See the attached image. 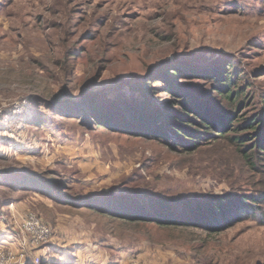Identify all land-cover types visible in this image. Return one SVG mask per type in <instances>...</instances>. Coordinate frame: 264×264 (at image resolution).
Here are the masks:
<instances>
[{
    "label": "rangeland",
    "instance_id": "rangeland-1",
    "mask_svg": "<svg viewBox=\"0 0 264 264\" xmlns=\"http://www.w3.org/2000/svg\"><path fill=\"white\" fill-rule=\"evenodd\" d=\"M183 56L212 71L233 61L245 96L264 108V0H0V247L14 264H264L261 204L233 222L162 226L59 203L144 190L171 207L183 200L205 209L212 197L264 193V166L251 168L230 141L234 133L188 151L110 126L117 104L136 110L131 86ZM194 77L232 112L214 81ZM87 83L104 91L97 106L106 125L57 120L48 101ZM234 105L248 115L246 98ZM24 179L38 190L21 186ZM52 179L64 189L57 201ZM28 211L52 226L42 248L21 230Z\"/></svg>",
    "mask_w": 264,
    "mask_h": 264
},
{
    "label": "trees",
    "instance_id": "trees-1",
    "mask_svg": "<svg viewBox=\"0 0 264 264\" xmlns=\"http://www.w3.org/2000/svg\"><path fill=\"white\" fill-rule=\"evenodd\" d=\"M186 57L165 61L143 84L131 86V92L135 94L133 95L135 101L132 104L136 105V110L123 112L120 111L121 106L117 104L116 110L122 117L117 114L110 126L113 127L115 123L121 124L122 129L113 128L159 142L169 143L172 140L175 142L173 146L188 151L195 150L199 144L205 145L226 139L229 133H234L230 141L237 144L238 152L251 168L259 170L260 165L264 166V108L256 109L252 100L245 96V91L239 85L242 73L235 69L233 61L215 66L212 71L208 64L202 65L199 60L193 61V65L186 63L184 61ZM196 62L200 64L197 66L203 69H198ZM68 67L69 65L66 66V70ZM194 76L214 81L213 92H217L225 101L233 105V107L229 105L232 112L224 111L227 108L226 104L220 108L214 105L213 100H209L211 92L199 88L196 83L190 81L197 78ZM156 83L161 85L153 87ZM69 92L64 91L56 95L51 99L52 103L48 101V107L56 109L54 113L57 120H67L77 115L80 121L99 126L106 125L98 116L100 107L97 106V98L104 92L103 89L93 88L87 83L80 87L79 93L72 95ZM162 93L168 96L164 101L159 99ZM157 98L159 102L155 101ZM242 98H246L249 104L248 115H240L236 110L237 106L234 105ZM100 116L104 118L103 113ZM241 119H244L243 125L231 127L233 121ZM24 180L25 183L20 184L21 186L38 190L35 186L31 187L26 183L30 180ZM51 186L56 191L52 195L53 199L57 201V192L64 189L59 187L60 182L56 179H52ZM144 192L137 190L128 195L109 193L99 195L92 201L72 198L58 202L82 215H86L88 209H96L103 215H117L129 221L133 220L131 218H136L140 222H155L162 226L192 225L199 219L201 220L198 224L217 225L226 218L229 222H233L242 215L256 213V205L261 204L263 205L261 207H264V193L224 194L219 198L212 197L203 200L205 209H202L197 201L183 200L173 203L171 207V203L166 199L161 197L156 199L152 194ZM180 205L183 210L175 212L173 209L179 208ZM132 206L135 210L128 214L126 209ZM196 208V212L192 213V209ZM260 212L264 216V209H260Z\"/></svg>",
    "mask_w": 264,
    "mask_h": 264
},
{
    "label": "built area",
    "instance_id": "built-area-1",
    "mask_svg": "<svg viewBox=\"0 0 264 264\" xmlns=\"http://www.w3.org/2000/svg\"><path fill=\"white\" fill-rule=\"evenodd\" d=\"M22 232L29 237V242L34 248H42L43 245L50 242L53 235L52 226L43 219L37 212L28 211L23 215L21 221ZM43 254L46 252L42 249ZM41 261L38 257L37 263ZM0 264H14L11 252L5 247H0ZM133 264H142L141 261L134 260Z\"/></svg>",
    "mask_w": 264,
    "mask_h": 264
},
{
    "label": "crops",
    "instance_id": "crops-1",
    "mask_svg": "<svg viewBox=\"0 0 264 264\" xmlns=\"http://www.w3.org/2000/svg\"><path fill=\"white\" fill-rule=\"evenodd\" d=\"M74 216H76L77 218H80L78 214H74ZM72 218H74L73 215H72Z\"/></svg>",
    "mask_w": 264,
    "mask_h": 264
}]
</instances>
